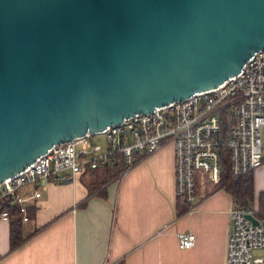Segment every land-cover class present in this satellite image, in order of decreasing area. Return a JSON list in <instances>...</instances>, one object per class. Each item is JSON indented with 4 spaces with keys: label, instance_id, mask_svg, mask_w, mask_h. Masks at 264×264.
I'll return each mask as SVG.
<instances>
[{
    "label": "water",
    "instance_id": "obj_1",
    "mask_svg": "<svg viewBox=\"0 0 264 264\" xmlns=\"http://www.w3.org/2000/svg\"><path fill=\"white\" fill-rule=\"evenodd\" d=\"M261 49L264 0H0V182Z\"/></svg>",
    "mask_w": 264,
    "mask_h": 264
},
{
    "label": "crops",
    "instance_id": "obj_2",
    "mask_svg": "<svg viewBox=\"0 0 264 264\" xmlns=\"http://www.w3.org/2000/svg\"><path fill=\"white\" fill-rule=\"evenodd\" d=\"M204 174L196 172L192 208L182 212L170 143L125 171L117 162L71 180L46 179L36 188L38 196L33 185L22 186L28 210L27 219L20 218L22 242L11 247L9 211L0 217V264H224L234 202ZM251 175L254 193L264 191V165ZM187 230L195 243L181 249L176 233Z\"/></svg>",
    "mask_w": 264,
    "mask_h": 264
},
{
    "label": "built area",
    "instance_id": "obj_3",
    "mask_svg": "<svg viewBox=\"0 0 264 264\" xmlns=\"http://www.w3.org/2000/svg\"><path fill=\"white\" fill-rule=\"evenodd\" d=\"M264 49L251 55L240 70L213 88L197 91L181 100L133 113L102 132L105 147L91 140L92 134L52 145L23 170L0 182V207L17 206L26 220V207L19 189H36L46 179H73L78 173L121 162L124 171L137 160L170 143L174 153L175 194L181 202L194 201L195 174L204 172L218 185L222 162L238 179L264 165ZM83 144V145H82ZM82 145V146H79ZM1 217H8L3 210ZM252 218L256 219V223ZM177 245L190 248L193 232L176 233ZM264 251V209L257 199L229 210L224 264H264L253 250Z\"/></svg>",
    "mask_w": 264,
    "mask_h": 264
},
{
    "label": "trees",
    "instance_id": "obj_4",
    "mask_svg": "<svg viewBox=\"0 0 264 264\" xmlns=\"http://www.w3.org/2000/svg\"><path fill=\"white\" fill-rule=\"evenodd\" d=\"M222 173L218 182V187H223L233 199V202L237 205H247L254 196L253 179L251 173L246 174L238 179H232L228 174V165L226 159L222 162ZM178 200V212H182L185 207H189V204L182 203ZM258 206L260 209H264V191H260L257 194ZM180 204V205H179ZM3 210L10 211V243L11 247H14L18 243L22 242L20 236V218L22 213L19 212L17 206L10 207L9 204L0 207V217ZM28 210H25L27 213Z\"/></svg>",
    "mask_w": 264,
    "mask_h": 264
},
{
    "label": "rangeland",
    "instance_id": "obj_5",
    "mask_svg": "<svg viewBox=\"0 0 264 264\" xmlns=\"http://www.w3.org/2000/svg\"><path fill=\"white\" fill-rule=\"evenodd\" d=\"M261 138H262L263 143H264V129L261 131ZM91 140H92V142H94V143H99V144H101L102 146H104V144H105V138H104V134H103V133L92 134V136H91ZM82 145H83V144H82ZM82 145H79V146H82ZM254 175H255V173H254ZM203 176L205 177V180H206L207 183L212 184V181L207 177L206 174H204ZM258 178H259V177H258ZM258 178L256 177V175L254 176V179H255L254 185H256V186H255V189H256V190H257ZM261 180H262V182L264 181L263 177H261ZM216 187H217V186L215 185V187H213V188H216ZM257 193H258V192L254 193V197H253L254 200H256ZM263 253H264V251L261 250V249H255V250H253V254L256 255V256H260V255H262Z\"/></svg>",
    "mask_w": 264,
    "mask_h": 264
}]
</instances>
